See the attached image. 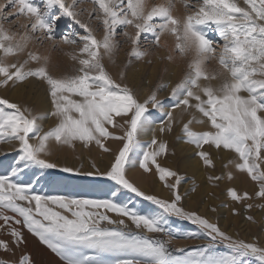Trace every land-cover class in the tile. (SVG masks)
Here are the masks:
<instances>
[{"label":"snow or ice","instance_id":"obj_1","mask_svg":"<svg viewBox=\"0 0 264 264\" xmlns=\"http://www.w3.org/2000/svg\"><path fill=\"white\" fill-rule=\"evenodd\" d=\"M177 2L185 10L183 17L173 15ZM84 3L91 7L80 8ZM85 13L88 18L81 19ZM20 20L23 23H17ZM65 20L70 31L57 39L59 22ZM93 21L103 29L100 38L92 28ZM5 24H15L18 30L11 31ZM118 36L130 45L127 63L118 73L119 82L103 62L107 59L111 65L116 64ZM164 36L174 41L164 59H187V71L171 88L169 98L174 103L159 132L172 131L175 109L182 114L198 113L200 118L192 115L183 124V142L197 149L196 156L206 169L215 167L211 150L231 153L224 167L231 165L236 173L245 174L256 190L250 195L230 187L227 196L242 205L245 212L264 209V203H257L264 201V0H166L150 8H146L145 0H2L0 88L10 83L14 88L34 78L46 85L51 110L47 115H34L30 108L0 98V142L15 141L19 145L10 172L0 175V230L9 237L0 240V251L13 256L10 260L0 259V264H34L28 254L15 258L16 249L26 243L22 230L38 239L63 264H264V247L258 242L233 238L217 223L185 210L182 201L189 190L181 194L184 178L158 160L167 156V144L158 141L155 134L147 144L140 141L141 134L155 132L149 109L165 107L157 93L168 85L157 84L141 102L123 83L125 69L134 61H143L153 49L166 50ZM45 41L51 42L53 51L61 44L78 49L66 53L75 65L71 73L54 76L48 70L49 56L26 51L30 43ZM22 54H26L22 61L9 62L10 57ZM210 61L216 62L215 71H207ZM49 117L55 119V125L42 131L38 122ZM193 124L207 125V129L193 131ZM33 140L36 142L31 143ZM52 141L68 147L77 141L86 148L95 144L103 153L112 151L106 141L120 146L105 170L93 164L92 170L81 171L48 159ZM137 165L144 173L155 170L168 190V198L146 194L127 178V169ZM51 169L110 181L115 185L108 189L111 198L42 195L36 185ZM226 177L232 180L233 171H228ZM224 178L207 177L209 182ZM122 192L149 202L155 211L143 214L130 207V200L120 202ZM108 213L119 219L110 218ZM232 214L239 215L235 208ZM170 217L186 221L199 231L174 230L168 226ZM125 218L137 230L163 234L168 240L124 231ZM245 219L256 222L252 216ZM174 239H201L206 243L187 252L177 248L175 252L183 255H174L167 246ZM220 245L226 249L224 254L215 252Z\"/></svg>","mask_w":264,"mask_h":264},{"label":"rangeland","instance_id":"obj_2","mask_svg":"<svg viewBox=\"0 0 264 264\" xmlns=\"http://www.w3.org/2000/svg\"><path fill=\"white\" fill-rule=\"evenodd\" d=\"M0 2H2V0H0ZM37 2H39V0H37ZM68 2H70V0H68ZM165 2L166 0H148L146 8H150L153 4ZM79 7L89 9L91 5L89 3H84L79 5ZM184 13V8L179 2H177L176 8L173 10V15L183 17ZM87 18V13L81 17V19L85 20ZM9 19L12 18L10 17ZM17 23H23V20H20ZM67 24L68 22L66 20L59 22L57 39L60 38V35L64 31H70ZM4 26L11 31L18 30L15 24H5ZM92 28L98 38L102 37L103 29L95 21L92 22ZM19 31H22V29ZM79 31L82 32L83 30ZM210 35L212 39H218L215 34ZM117 40L120 42V47L115 53L116 64L111 65L107 59L103 62L113 78L117 79L119 82L118 73L122 66L127 63V53L130 50V45L124 42V38L122 36H118ZM164 42L168 45L166 50L153 49L152 53L149 56H146L143 61H134L127 69H125L126 75L123 83L127 84L133 90L134 94L141 102L148 97L151 91L156 88L157 84L163 82L168 85L166 89L158 91L157 93L158 100H160L165 107L159 110L149 109L150 118L154 121L152 128L155 132L153 133V131H151L149 135L141 134L140 141L143 144H147L150 142V138H152L153 134H155L158 141H163L167 144V156L160 157L158 160L163 167H168L177 171L184 178L180 189L181 194L184 195L186 190H189L182 201V205L185 210L195 211L199 215L207 218L210 222L217 223L222 231L233 238L244 240L246 242L256 241L261 247H264V209L253 208L252 210L245 212L242 205L236 204L227 196V189L230 187L235 188L238 192L243 193L246 191L252 195L256 190V185L245 174L236 173L231 165H229L230 168L224 167L228 160L232 158L231 153H217L215 150H211L212 158L214 157L213 160L215 167L213 169H206L196 156L197 149H195L194 146L183 142L184 138L181 133L183 124L187 123L192 115H196L197 118H200L199 114L192 112L182 114L180 109H175L173 111V119L176 122L173 124L172 131L165 132L164 134L159 132V126L162 123H166V112L172 110V105L174 103L169 98L171 88L183 78L184 73L187 71V59H180L178 56H174V59L171 62L164 59L165 56L171 53L174 41L170 36H164L162 37V43ZM29 50L35 51L42 56H49L48 70L54 76L71 73L75 65L66 53L78 51V49L74 46L62 44L58 45L53 51L52 44L49 41H45L43 44L32 42L29 44L26 51ZM157 56H159L160 59H157ZM24 58H26V54H22L19 57H10L9 62H15L17 60L22 61ZM149 59L152 60L151 64L147 63ZM29 66L35 67L36 65ZM216 68L217 65L215 61H210L207 65L208 72L215 71ZM135 73L136 75L140 73L143 75L137 82V76ZM150 75L153 77L156 75V81L149 87L147 84L148 82L146 81ZM0 98H6L11 102L17 103L21 106V108L28 107L32 110L34 115H47V113L51 110L50 98L46 92V85L34 78H29L28 81L19 84L14 88L11 87V83L8 87L0 88ZM43 103H45V108H43ZM38 123H40L42 131H47L55 125V119L49 117L48 119L39 121ZM197 125L198 124H193L190 127L193 131H203L207 129V125H198L199 128H196ZM30 142L35 143L36 141L33 140ZM179 142H181V144ZM105 144L112 150L110 153H103L95 144H91L86 148L77 141L74 143L73 147H68L58 146L54 141H52L49 142L48 145L49 151L51 152V156H49L48 159L58 163L60 166L73 167L80 169L81 171H90L92 170V165L95 164L101 171H103L110 166V163L114 158V154L120 146L118 142L115 141H106ZM178 145H182V147L187 148L181 151L182 148L178 150ZM18 147L19 145L15 141L11 143L0 142V175L10 172L9 165L14 162V157L16 156V150ZM190 148H192V152H190ZM205 150H208L207 146H205ZM191 155L193 158H198V161L201 164L203 178L199 180H196V177H193L195 175H193V172L189 170L188 164L184 163V161ZM136 167L139 166L137 165ZM135 170V168H128L126 172L127 178L135 186L146 194L156 195L160 198H168V190L165 189L162 182L159 181L158 177L155 175L154 169L151 173H144L140 169L143 178H138L139 175L137 174V176L135 174ZM228 171H233L234 173V178L232 180H228L226 177ZM28 175H31V173H28ZM209 175H222L225 176V178L220 181L209 182L207 179ZM171 182L172 181H169V183ZM71 186H77L79 191L71 192ZM109 187L114 188L115 185L110 181L101 180L96 177H87L82 175L74 176L70 173L59 172L57 169H51L42 174L40 183L36 185V190L42 195H62L77 199L99 200L111 198V193L108 191ZM193 187L195 188L194 192L190 191ZM80 190H83V193H80ZM119 200L120 202H128L130 200V207L143 214H150L155 211V207L149 202L143 201L141 198L135 197L127 192H122ZM257 203H264V201H257ZM212 208H215L216 211H210ZM234 208L237 210L239 215L232 214V210ZM108 215L112 219H119V217H116L114 213H108ZM246 216H252L256 222L251 223L247 221L245 219ZM169 221L170 224L168 226L172 227L174 230L178 229L181 232L199 231L196 226L176 217H170ZM125 224L127 227L123 230L126 232L137 233L142 236H148L152 239L164 241L168 240V237L163 234H150L143 230H137L126 218ZM101 226L119 227V225L107 224H102ZM22 231L26 243L21 245L19 249H16L15 258H19L21 253H24L30 255L34 264H63L59 257L47 249L46 246L41 245L38 239L33 237L26 230ZM0 240H9V237L4 234L3 230H0ZM205 243L206 241L201 239H174L168 243L167 246L170 251H173L174 255H183V253L175 252V249L182 248L185 252H187L195 250L198 247H203ZM215 252L216 254H224L226 249L220 245L215 249ZM0 259L10 260L13 259V256L11 253H4L0 251Z\"/></svg>","mask_w":264,"mask_h":264},{"label":"bare ground","instance_id":"obj_3","mask_svg":"<svg viewBox=\"0 0 264 264\" xmlns=\"http://www.w3.org/2000/svg\"><path fill=\"white\" fill-rule=\"evenodd\" d=\"M147 2H148V0H145V4H147ZM163 71V70H162ZM142 72V71H141ZM135 75H136V73H135ZM137 76V80H136V82L137 81H139L140 79H141V76H143V75H141V73L140 74H138V75H136ZM135 76V77H136ZM169 77V76H168ZM167 77V78H168ZM156 75L153 77L152 75H150V77L148 78V80L146 81V82H148L147 84L149 85V87H150V85H152V83H154L156 80ZM168 79H170V78H168ZM132 81H134V80H132ZM166 81V80H165ZM173 81V80H172ZM167 82V81H166ZM139 83V82H138ZM151 83V84H150ZM136 86V85H135ZM41 98V97H40ZM143 100V99H142ZM45 101V100H44ZM44 105H45V103H43V108H45L44 107ZM42 106V105H41ZM40 106V107H41ZM182 115V114H181ZM196 128H199V126L197 125L196 126ZM150 132L151 131H148L145 135H149L150 134ZM158 132V131H157ZM151 139V138H150ZM158 140V139H157ZM180 144H181V142H179ZM179 146V148H178V150L180 149V148H182L181 149V151L182 150H185L187 147H182V145H178ZM193 148V147H192ZM192 148H190V152H192L193 150H192ZM195 150V149H194ZM214 154V153H213ZM180 156H182V155H180ZM214 158V157H213ZM225 158V157H224ZM108 161V160H107ZM184 163H187L188 164V166H189V170L190 171H192L193 172V175H195V176H193L194 178L196 177V180H199V179H201V178H203V173H202V170H201V164H200V162L198 161V158H193V156L191 155L190 157H188V159L187 160H185L184 161ZM182 164V163H181ZM230 168V167H229ZM135 174L137 175H139V177L138 178H143V175H142V173H141V171H140V169H139V167H135ZM134 173V172H133ZM234 174V173H233ZM137 175V176H138ZM144 178H146V177H144ZM140 181V180H139ZM74 191H79V188H77V186L76 187H74V186H71V192H74ZM80 193H83V190H80Z\"/></svg>","mask_w":264,"mask_h":264}]
</instances>
